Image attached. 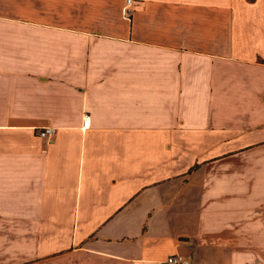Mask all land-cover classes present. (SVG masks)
<instances>
[{
  "label": "crops",
  "instance_id": "crops-1",
  "mask_svg": "<svg viewBox=\"0 0 264 264\" xmlns=\"http://www.w3.org/2000/svg\"><path fill=\"white\" fill-rule=\"evenodd\" d=\"M123 3L0 0V264H264V0Z\"/></svg>",
  "mask_w": 264,
  "mask_h": 264
},
{
  "label": "built area",
  "instance_id": "built-area-1",
  "mask_svg": "<svg viewBox=\"0 0 264 264\" xmlns=\"http://www.w3.org/2000/svg\"><path fill=\"white\" fill-rule=\"evenodd\" d=\"M134 4V0H124L122 9H121V15L124 18H129L132 13V7ZM88 127V121L83 116L82 123H81V131L86 130ZM55 132V129L51 127H44L38 130L37 136L40 139H45L46 142H50V139L53 137ZM164 264H190L189 259L185 256L179 255V254H173L168 256Z\"/></svg>",
  "mask_w": 264,
  "mask_h": 264
}]
</instances>
